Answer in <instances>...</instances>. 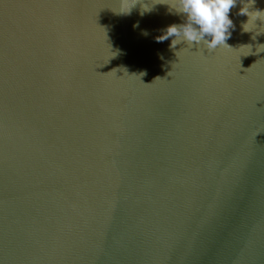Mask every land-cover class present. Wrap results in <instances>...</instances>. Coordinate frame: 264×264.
<instances>
[{"label": "water", "instance_id": "obj_1", "mask_svg": "<svg viewBox=\"0 0 264 264\" xmlns=\"http://www.w3.org/2000/svg\"><path fill=\"white\" fill-rule=\"evenodd\" d=\"M121 3L0 0V264H264V23Z\"/></svg>", "mask_w": 264, "mask_h": 264}, {"label": "clouds", "instance_id": "obj_2", "mask_svg": "<svg viewBox=\"0 0 264 264\" xmlns=\"http://www.w3.org/2000/svg\"><path fill=\"white\" fill-rule=\"evenodd\" d=\"M238 0H151L150 3H144L143 0H122L121 9L119 13L130 14L131 10L137 3H141V16L146 12L152 11V8L157 3H164L168 5L169 13L176 15H183L185 22L182 24L169 25L163 34L156 37L157 42L172 39L170 48L175 50L176 45L186 43L188 48L193 46L197 48H206L209 52L220 48L232 49L226 41L231 38L232 31L235 28L232 19L229 18L230 10L237 4ZM243 7L239 10V15H246L249 17L246 23L242 24L243 32H251L257 29L256 20L259 19L264 23V10L253 8L256 0H239ZM137 23L134 27H138ZM264 33V26L256 30L252 39L255 40L256 36ZM147 35L145 31L143 33ZM251 45H242L240 50L246 49L244 55L251 53ZM180 52V51H179ZM256 52H264V44H260L256 48ZM178 53V52H177ZM176 53V54H177ZM117 53L112 52L111 56ZM161 59L163 57L161 56ZM146 73H140V76ZM156 79H160L157 77Z\"/></svg>", "mask_w": 264, "mask_h": 264}]
</instances>
